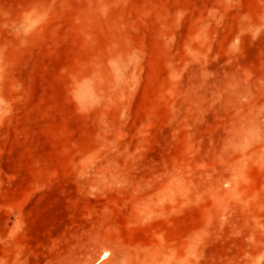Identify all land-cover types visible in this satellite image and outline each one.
Segmentation results:
<instances>
[{"label": "rangeland", "instance_id": "rangeland-1", "mask_svg": "<svg viewBox=\"0 0 264 264\" xmlns=\"http://www.w3.org/2000/svg\"><path fill=\"white\" fill-rule=\"evenodd\" d=\"M0 264H264V0H0Z\"/></svg>", "mask_w": 264, "mask_h": 264}]
</instances>
